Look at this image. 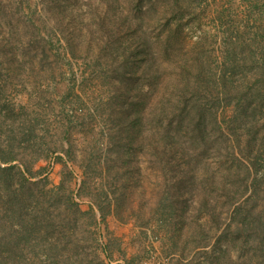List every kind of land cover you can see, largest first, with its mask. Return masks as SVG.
<instances>
[{
  "label": "rangeland",
  "instance_id": "1",
  "mask_svg": "<svg viewBox=\"0 0 264 264\" xmlns=\"http://www.w3.org/2000/svg\"><path fill=\"white\" fill-rule=\"evenodd\" d=\"M115 1L112 8L111 0L0 2V152L16 157L0 162L16 165L0 174V264H264V184L250 180L242 198L251 197V214L236 219L246 223L240 239L220 238L226 224H237L226 202L233 200L220 191L227 169L239 166L237 139L242 147L254 135L264 140L261 115L232 122L236 107L264 89V0H199L182 21L186 77L164 52L152 65L159 25L177 24L162 14L171 1L153 0L158 12ZM233 42L245 56L237 64ZM189 84L201 108L212 106L202 135L199 117L184 110ZM148 93L142 136L162 117L172 130L174 114L185 115V143L205 154L197 162L210 171L189 194L172 185L154 147L141 145L136 119ZM6 101L25 110L6 120ZM228 184L232 198L244 189ZM206 201L217 204L213 218Z\"/></svg>",
  "mask_w": 264,
  "mask_h": 264
},
{
  "label": "trees",
  "instance_id": "2",
  "mask_svg": "<svg viewBox=\"0 0 264 264\" xmlns=\"http://www.w3.org/2000/svg\"><path fill=\"white\" fill-rule=\"evenodd\" d=\"M111 1L113 3H109V5L112 8L117 3L115 0H111ZM145 1L147 0H136L134 2L135 3L134 6L136 7V9L142 10L146 6V3H148L151 4L150 9H154L156 12H158L154 3L152 4L153 0H149V2H145ZM170 1L171 2H169L170 3L169 6L167 7V9H165V11L162 14L165 16H167L168 13L173 14L174 18L177 17L176 19H178L177 24L173 26L168 21L167 23H164V25L162 24L159 25L162 26V32L160 33V37H159V50L158 51L153 50L151 53V56L152 55L155 56V58H153L152 56V65L155 63V60L158 59L157 52L158 54L160 52H164L166 57L170 59L171 62L175 61L176 63L175 65L178 68L182 69L181 72H179L178 74H181L183 77H186L187 74L191 72L192 68L191 66H189L188 64L189 62H187L186 58L182 59L183 57L180 54H178V52L184 50L182 46V42L184 38V37L182 38L183 36L182 21L183 18L188 13V11L190 12V10L193 8H199L200 2L199 0H170ZM249 1H252L251 3L254 4L259 0H249ZM0 2L2 3V0H0ZM110 17H111L110 14L106 16L107 19H110ZM235 47L237 46L235 45V42H233V50H232L233 52H231L233 53V56H229V58L233 60V64L240 63L239 61L245 58L244 55L242 56V52L240 50L238 52L237 51L238 49ZM240 48L242 49V46ZM195 52L197 53V56L200 55V50H196ZM199 59L201 58L199 57ZM156 77L159 78L158 76ZM180 87L181 86L179 83V85L177 86V90H179ZM187 87L188 88L186 89L185 96L183 95L184 97L183 102L185 103L186 106L184 110L186 112L188 111V114L190 113L191 115L199 117L200 120L198 122L197 129H200L198 130V133L202 135L204 133V131L201 130L203 128L202 123L206 119L208 112L212 113V108H210L212 106H209V108H201L200 99H198L199 95L197 94V90L191 84H189ZM131 89L128 90V94L131 93ZM254 94L255 97H253L252 99L247 98V101L245 100L243 104H239L236 107V114L234 115L233 117L234 120L232 121L233 124H239L240 126L243 122L246 123V121H244L243 119H249L250 117H253V119L255 120L257 119L256 118L257 116L261 115L263 117L262 127L264 129V97H263L264 89L263 88L255 89ZM146 97L147 94L145 95V99L143 100V106L145 107V109L142 110L143 112H141L139 118L136 119V124H138V126L140 127L139 130L140 135L138 137H142L141 145H144V143L148 142L154 147V155L156 157V163L158 165H161L162 169L165 170L167 168H170V170L172 171V182H173V183L171 182L172 185L176 187V190L180 188L184 189L182 190V192H180L181 194L183 195L189 194L190 192L193 191L194 185L201 180L202 176L200 172L204 170L205 172L210 171L205 166H202L201 163L199 164L197 162V160L199 159V155L201 157H205V154L204 153L202 155L198 154L195 151L196 147L195 145H193L192 142L187 141L185 143V139H183L185 138L184 133L186 130L183 124L186 117L185 115L181 116V114L179 115L174 114L175 118L178 119V126L172 130H171V126L167 128L166 125L164 124L165 123L164 119L167 117H162L158 122V126L156 127L154 134H151L149 137L145 133L146 136H142L141 134L142 131L144 132L146 130L145 127L146 111L147 108L150 106V100H151V96L149 95V93H148V102L146 100ZM179 99H181V96L179 97ZM190 100H192V102L188 104ZM255 102L258 103L257 106L254 105ZM4 107H5L3 111L4 118H6V120L9 121L13 120L14 119L13 117L19 116V113L25 110V106H20V108H18V106L15 103H11L9 101L8 102L6 101ZM189 107H191V109ZM160 129L161 131H159ZM253 139L255 140L254 145H252ZM134 141H136L135 138H132L128 144L130 145L134 144L135 143ZM237 141L239 143L238 147L240 152L239 154H235L236 157L237 155L239 156L234 160L239 163V166H233V172H231L230 169H227L229 172L223 176L221 183H224V185L220 190L221 192H224L226 196H228L229 201L233 200V202H228V201L226 202L229 203L231 207L233 205V211L229 209L228 212L231 211L230 215H232L233 213V216H235V220L237 219L238 216L242 217L244 213L246 214L248 213L249 215L251 214V208L247 204V202L251 200V197H248L246 199V202H242V198L249 191L250 180H252V184L255 187L264 184V140L263 139L261 140L259 138L257 139V136L255 137L254 135L251 138V140L249 139L247 140L246 145L243 147L240 144V140L237 139ZM257 141L258 143L261 141L260 146H257ZM256 146L258 147L257 151L254 150ZM15 160L16 157L10 158L2 154V152H0L1 163L11 164ZM183 166L188 167L187 172L185 171L179 172V170L183 168ZM15 167L16 165H7L5 167L0 165V174L1 172L12 171L15 169ZM26 170L27 172H29V174L31 173V169L29 167H26ZM230 177H233L232 181L225 180V179H229ZM207 179L210 180L209 178ZM238 182H240L241 185H243L242 187L244 189L239 190L238 193L236 192V195L234 196L235 198L234 197L232 198L231 193L229 192V190H231L229 189L230 185L228 183H233L234 185L237 184ZM171 191L168 192L167 197L165 198L168 202L172 201L171 198L172 199L174 198L172 193H175V191L173 189ZM164 203L165 201L162 200L160 206H164ZM205 207L207 209V212L211 215L212 218L217 214L218 211L217 204L212 205L210 204V201H206ZM99 209L103 215V218L105 219L104 209L100 206ZM169 209H170L169 214H171L174 211L173 202H171V204L169 205ZM245 220H248L246 216H245ZM237 221L238 220H236L235 223ZM245 224H246L245 222L242 223L237 222V224L234 225V221H233V225L231 224V222L226 224L225 228L221 231L220 238L222 239L225 237L226 241L228 240L232 241L229 238L230 233L234 234L236 232L237 237L234 240V236H233V241L239 240L241 226ZM220 228L222 229V227ZM227 245H229L227 246L228 250L226 249L223 250L225 255H227L228 252H230V248H229L231 247L230 242H227Z\"/></svg>",
  "mask_w": 264,
  "mask_h": 264
}]
</instances>
